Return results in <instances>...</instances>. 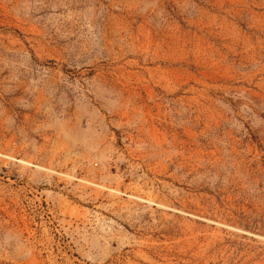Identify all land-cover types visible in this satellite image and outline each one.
<instances>
[{
    "label": "rangeland",
    "instance_id": "rangeland-1",
    "mask_svg": "<svg viewBox=\"0 0 264 264\" xmlns=\"http://www.w3.org/2000/svg\"><path fill=\"white\" fill-rule=\"evenodd\" d=\"M0 264H264V0H0Z\"/></svg>",
    "mask_w": 264,
    "mask_h": 264
}]
</instances>
